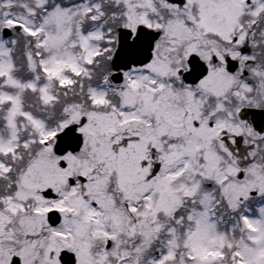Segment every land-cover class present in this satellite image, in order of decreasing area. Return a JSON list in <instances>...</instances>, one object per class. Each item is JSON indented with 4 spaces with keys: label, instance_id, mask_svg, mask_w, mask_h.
Segmentation results:
<instances>
[{
    "label": "snow or ice",
    "instance_id": "obj_1",
    "mask_svg": "<svg viewBox=\"0 0 264 264\" xmlns=\"http://www.w3.org/2000/svg\"><path fill=\"white\" fill-rule=\"evenodd\" d=\"M0 264H264V0H0Z\"/></svg>",
    "mask_w": 264,
    "mask_h": 264
}]
</instances>
